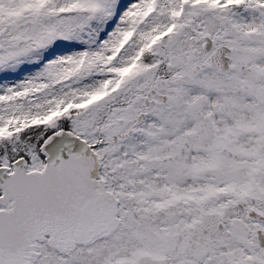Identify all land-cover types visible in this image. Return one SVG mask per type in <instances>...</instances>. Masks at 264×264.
I'll return each instance as SVG.
<instances>
[{
  "label": "snow or ice",
  "instance_id": "obj_1",
  "mask_svg": "<svg viewBox=\"0 0 264 264\" xmlns=\"http://www.w3.org/2000/svg\"><path fill=\"white\" fill-rule=\"evenodd\" d=\"M0 264H264V0H0Z\"/></svg>",
  "mask_w": 264,
  "mask_h": 264
},
{
  "label": "rangeland",
  "instance_id": "obj_2",
  "mask_svg": "<svg viewBox=\"0 0 264 264\" xmlns=\"http://www.w3.org/2000/svg\"><path fill=\"white\" fill-rule=\"evenodd\" d=\"M111 27H114V25H112ZM111 27L108 29L109 31L111 30ZM104 38H106V32L101 33L100 39L102 40V39H104ZM71 43L74 44V45L76 46V48L73 49V50H76V49H82V48H85V47H88V46H89L88 44H85L83 40L73 41V42H71ZM23 71H24L25 73H28V72L32 71V69H27V68H25Z\"/></svg>",
  "mask_w": 264,
  "mask_h": 264
}]
</instances>
